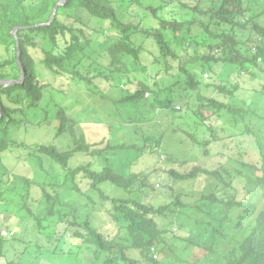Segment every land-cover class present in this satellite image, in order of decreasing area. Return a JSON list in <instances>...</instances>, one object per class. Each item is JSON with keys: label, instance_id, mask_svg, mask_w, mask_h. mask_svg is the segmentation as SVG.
<instances>
[{"label": "trees", "instance_id": "trees-1", "mask_svg": "<svg viewBox=\"0 0 264 264\" xmlns=\"http://www.w3.org/2000/svg\"><path fill=\"white\" fill-rule=\"evenodd\" d=\"M61 1L0 0V81L15 82L0 86V215L28 223L18 238L24 249L12 256L0 235V264H264V209L252 191L264 197L262 145L261 167L231 156L234 168L169 171L180 182L206 178L194 201L174 190L164 206L144 203L149 174L133 171L144 154L163 148L173 128L165 118L183 114L197 123L192 134L179 129L206 154L212 143L224 147L226 112L234 130L253 132L248 122L264 106V0H68L50 23ZM83 13L106 26L89 34ZM46 73L84 82L92 102L111 104L118 122L68 118ZM212 80L236 103L204 95ZM46 125L56 138L71 134L73 147L12 139ZM94 126L104 131L99 141L90 135ZM202 132L210 137L200 140ZM10 153L30 174L3 164ZM76 156L86 161L74 165ZM174 214L160 227L159 218ZM239 231H246L240 244L225 253L222 244Z\"/></svg>", "mask_w": 264, "mask_h": 264}, {"label": "rangeland", "instance_id": "rangeland-1", "mask_svg": "<svg viewBox=\"0 0 264 264\" xmlns=\"http://www.w3.org/2000/svg\"><path fill=\"white\" fill-rule=\"evenodd\" d=\"M187 1V3H193V5H196L197 0H183ZM151 2V1H150ZM195 2V3H194ZM82 17V23H86L87 26H89V34H93L95 36V28L103 29L105 23L99 22L98 20L92 19L87 17L85 13L81 14ZM69 17H67V20ZM82 23H78V26L83 27ZM153 49V48H152ZM192 49H194V46H192ZM0 54L2 56H6V53L4 51V48H0ZM87 73V71H84ZM46 83L52 82L51 87L56 88L61 91V94H59L60 99L62 100V103L64 106L69 107V116L68 118L73 120H79V121H97L98 119L103 120L104 122L110 121L113 123H117V119L115 118V110L112 107L111 104L106 103L105 101L101 100L99 97L95 98L94 101L90 99L91 92L88 90L86 84L84 82H75V81H69L68 78L64 77H57V76H51L49 74H45ZM47 77L51 78L47 79ZM53 78V79H52ZM59 78V79H57ZM64 81H62V80ZM2 82H8L3 80ZM101 83V82H99ZM216 81L212 80L211 85L206 88H203L204 95H207L208 97L212 96L217 100H220L224 103H236L234 101L235 98H232L231 100L227 98L226 96L222 95L218 91H216ZM45 84V83H44ZM2 85H9L7 83H4ZM252 85H256V82H252ZM252 85L249 84L248 88L246 89H252ZM1 86V85H0ZM104 88V86H102ZM109 90V89H108ZM249 96L256 95L255 93L248 92ZM89 97V98H88ZM236 97V96H235ZM225 99V100H224ZM196 101H193V104L196 105ZM181 107V106H180ZM187 113L190 114V112L187 110ZM183 114L177 115V117H170L165 118L163 123H166L167 125H172V129L167 130L164 137V145L163 148L156 154H144V156L139 159L137 166L133 167V171H136L137 173H143V174H149L148 179V187L141 189V196L140 199L144 203L153 204L155 207H159V205H165L172 201V196L170 193L181 192L183 194L182 199L184 201H194L200 198L199 192L202 190L206 178L203 176L199 178L197 181H184L180 182L179 180L175 179L174 177H171L169 175V171L174 170L179 173H186L190 171L192 166H199L205 169H208L210 171L219 169L222 165H226L227 167L234 168V165L229 160L231 156H234L233 160L240 159L244 162H250L253 164H257L258 167H261L262 160L260 157V153L258 151L259 145H262L264 147V106L262 104L261 108H259L256 115H253L252 120H249L248 124L252 128V133L240 134L239 128H236L234 130V127H231L234 123L232 116L230 114H225L226 120L229 121V126L231 130L228 127L223 124L222 127H219V130L222 133L220 134L222 138H226L223 143H212L210 148V153L206 154L204 149L197 145V143L193 142L183 131H180V127L187 130L188 133L192 134V128L194 126H197V123H192L185 120V118L181 117ZM187 122L188 125L185 123ZM146 130L150 131V133H154L156 131V127L151 125V123L147 124ZM244 124H242V129L244 130ZM54 128V125H46L43 128H33L25 134V132L22 130L14 131L12 135V139L14 141H21L25 142L27 144L35 143V142H44V143H50L55 144L56 142H61L63 145H65L66 148L73 147L74 139L71 134H66L60 137L56 138V135L54 134V131L52 130ZM225 128V129H224ZM95 129V131H94ZM130 126H125L122 130H129ZM131 130L134 131V129L131 128ZM93 139L99 141L104 137V131L102 128L98 126L92 127L91 134ZM207 136L210 137V135H207L206 132H202L198 134V138L200 140L207 139ZM230 138H227L229 137ZM185 142V143H182ZM193 143H192V142ZM195 143V144H194ZM85 158L81 156H76L73 160V164L77 165L82 162H85ZM3 164L8 167V169H12L17 174H30V172H27L25 168L22 166H16L18 164V158L17 155L14 153H10L8 155H5L3 158ZM190 162V163H188ZM239 162V161H237ZM2 163V162H1ZM192 164V165H189ZM237 164V163H236ZM236 167L238 169L241 168V164H237ZM235 167V168H236ZM232 173L236 175L237 171L236 169L233 170ZM238 183L242 186L246 185V181L240 177L237 176ZM141 182H138L135 186V188H140ZM176 191L175 193L173 191ZM191 191L194 194V198H188V192L191 193ZM256 193L254 194L255 201L258 206V210L264 209V197L261 195V192H257L256 189L252 190ZM198 193V194H197ZM252 193V192H251ZM36 194V191H34V195ZM197 194V195H196ZM260 194V195H259ZM171 196L169 198V196ZM115 196H121L120 193L116 194ZM126 197V196H124ZM253 197V196H252ZM75 200H73L74 202ZM72 203V202H71ZM163 205V206H164ZM176 214L168 217V218H159L158 222L160 227H165L171 219L174 218ZM0 222H3L4 224L0 228V235L2 231H9L6 230L11 228V230L15 233V236L12 233L8 238L9 244L6 246L8 253L12 256L15 254V252L24 249V244L18 241V238L24 229H27L28 223L26 222H20L19 224L12 218V215H0ZM7 227V228H6ZM62 227V226H61ZM247 225L245 226L244 230L246 229ZM176 228V227H175ZM110 230V229H109ZM246 231H239L232 233V236L229 240L224 242L222 244V250L226 253L229 252L232 248L239 245L242 238L244 237ZM2 236V235H1ZM3 237V236H2ZM26 237H29V234L26 233ZM210 243V242H209ZM203 253L198 252V256ZM201 255V256H202ZM189 257V255H188Z\"/></svg>", "mask_w": 264, "mask_h": 264}, {"label": "water", "instance_id": "water-1", "mask_svg": "<svg viewBox=\"0 0 264 264\" xmlns=\"http://www.w3.org/2000/svg\"><path fill=\"white\" fill-rule=\"evenodd\" d=\"M67 1H68V0H62V1H61V2L55 7L50 23H52V22L54 21L55 15H56V13H57L59 7L64 6V5L66 4ZM50 23H49V24H50ZM38 26H40V25H38ZM38 26H35V27H38ZM18 30H19V28H17V29L14 31V36H15L16 38H17V31H18ZM4 83H7V84L10 85V84H14L15 82H13V81H8V82H2V81H0V85H2V84H4ZM0 116H1V112H0Z\"/></svg>", "mask_w": 264, "mask_h": 264}, {"label": "built area", "instance_id": "built-area-1", "mask_svg": "<svg viewBox=\"0 0 264 264\" xmlns=\"http://www.w3.org/2000/svg\"><path fill=\"white\" fill-rule=\"evenodd\" d=\"M1 235H2L3 237H9V236L12 235V233H10L9 231H2V232H1Z\"/></svg>", "mask_w": 264, "mask_h": 264}]
</instances>
